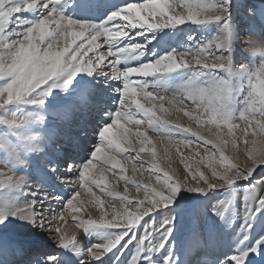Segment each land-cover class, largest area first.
<instances>
[{
	"label": "snow or ice",
	"instance_id": "snow-or-ice-1",
	"mask_svg": "<svg viewBox=\"0 0 264 264\" xmlns=\"http://www.w3.org/2000/svg\"><path fill=\"white\" fill-rule=\"evenodd\" d=\"M240 6L0 0V264H193L176 243L189 204L208 210L195 264H264V2L247 29ZM74 93L96 113L75 155L49 122Z\"/></svg>",
	"mask_w": 264,
	"mask_h": 264
},
{
	"label": "rangeland",
	"instance_id": "rangeland-1",
	"mask_svg": "<svg viewBox=\"0 0 264 264\" xmlns=\"http://www.w3.org/2000/svg\"><path fill=\"white\" fill-rule=\"evenodd\" d=\"M262 2H264V0H241V6L239 7L238 12L236 13L237 17H238V22L240 23L241 27H243L244 29H247L250 25H255L257 27L259 26V17H253L251 15V9L258 8ZM187 34L188 33L186 30L184 33V39L187 38ZM173 46H175V45H173ZM249 59H250V57H249L248 53L243 52L242 47L239 44H237V51L234 53L235 62L236 63L248 62ZM87 96L88 95H85V94L74 93L73 96L71 97L70 103L78 101L79 98H80V100L81 99L90 100L91 97L87 98ZM80 102H82V101H80ZM90 102H91V105H93L92 99L90 100ZM90 108L91 107H89V109ZM76 110H77V108L74 111L67 113L66 109H64L63 107L58 108L54 115L56 116V118H59V120L63 119V121L59 124L60 126L59 125L53 126L54 124L50 122L51 118H49L50 134L52 135L53 140L55 142L54 145L59 146V147H63V149H66L68 152H72L74 155L76 154V152L78 150L76 149L75 143L72 142V138L73 137H79L81 132H82L83 127L85 126V124H91L92 120L96 117V113L93 110V107L91 108V110L87 111L88 114H85L82 116H77L75 114ZM176 115H177L176 113H172L171 117L175 118ZM180 115H181V122L182 123L195 127V125L191 121H189L187 117H183L182 114H180ZM74 117H79L77 122H75V120H73ZM55 122H57V121H55ZM54 127H56V128H54ZM88 135L91 136L90 131H89ZM149 135L153 136L154 142H156L155 134L150 132ZM92 142H95V141L93 140ZM54 145H53V147H56ZM162 149H163V145H160L157 142L158 159H159L160 153L162 152ZM184 151L187 154L188 150H184ZM171 154H172V167L174 169L177 167L182 169L183 165L179 164V157L176 155L175 149L171 150ZM133 155H134V153H133ZM142 156H143V159L145 161H148L151 159V156L147 151L145 153H143ZM162 166L166 167V165H163V163H162ZM146 167H147V165H146ZM116 171H118V169ZM105 175L108 177V183L110 185L115 184L117 190H120V191L123 190L124 182L122 180L118 181V178L115 177L112 173L106 172ZM125 175L132 176V171H131L130 165L128 166V170L125 173ZM136 179L142 180V182L147 183V182H149V179H150L149 173L147 171H145L143 177H141L139 174H137ZM151 179L154 180V176L151 177ZM62 191L63 192H70L71 188L68 186H65L64 189H62ZM129 193H130V195H137L135 193L134 188L131 185H129ZM140 195H142V193ZM52 207L55 208L58 206L52 205ZM237 207H238V209L242 208V203L238 202ZM207 211H208L207 209L203 208L200 205L193 206V205L189 204L188 210L185 212V214L183 215V217L181 218V220L178 223V231L176 233L177 246L183 247L182 258L192 261L193 264H195V262H197V261H202V260L207 258L202 252L190 250L186 247V245L188 244V242L190 240V235H191L193 227L200 222V220L206 215ZM239 223H240V221L237 220L236 221L237 227H238ZM82 242L87 247V239L85 238ZM93 242H95V241H93ZM49 247H51V245H49ZM223 251H227V249L224 248ZM196 252H197V257H195ZM194 257H195V259H193ZM23 259H25V258L17 256L16 260H12V258H11V259H8V261H9V264H22Z\"/></svg>",
	"mask_w": 264,
	"mask_h": 264
},
{
	"label": "bare ground",
	"instance_id": "bare-ground-1",
	"mask_svg": "<svg viewBox=\"0 0 264 264\" xmlns=\"http://www.w3.org/2000/svg\"><path fill=\"white\" fill-rule=\"evenodd\" d=\"M85 95H87V94H85ZM87 98H90V96L88 95ZM90 100H88V99L87 100L86 99H81L80 100V98H79L78 101L72 102V103H70V105L69 104H65V106L63 108L66 109L67 113H70V112L74 111L77 108L75 114L77 116H82V115L88 114L87 111L88 110H91V108L93 107L91 105ZM80 101H82V102H80ZM89 107H91V108L89 109ZM49 118H51V121L50 122L54 124L53 126H58L63 121V119L59 120V118H56L55 115H52ZM78 118L79 117H74L73 120H75V122H77ZM55 121H57V122H55ZM54 128H56V127H54ZM54 146H56V145H54ZM56 147H59V146H56ZM61 170L63 171L64 169L62 168ZM195 257H197V252H196V256ZM195 257L193 259H195ZM11 258H12V260H16L17 256H15V255H9L7 257V259H11Z\"/></svg>",
	"mask_w": 264,
	"mask_h": 264
}]
</instances>
